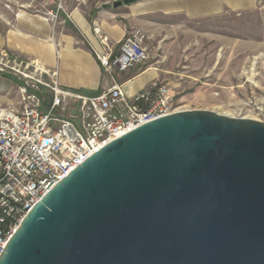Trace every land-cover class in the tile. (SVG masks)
Here are the masks:
<instances>
[{"label": "water", "instance_id": "1", "mask_svg": "<svg viewBox=\"0 0 264 264\" xmlns=\"http://www.w3.org/2000/svg\"><path fill=\"white\" fill-rule=\"evenodd\" d=\"M0 264H264V122L181 109L121 135L43 195Z\"/></svg>", "mask_w": 264, "mask_h": 264}, {"label": "built area", "instance_id": "2", "mask_svg": "<svg viewBox=\"0 0 264 264\" xmlns=\"http://www.w3.org/2000/svg\"><path fill=\"white\" fill-rule=\"evenodd\" d=\"M45 3L53 6L45 13L55 23L65 11V0ZM93 30L99 44L90 43V49L112 76L149 58L141 27L128 30L117 50L97 22ZM5 68L23 76L26 84L20 88L19 107L0 109V255L28 212L78 165L121 135L181 110L167 84L152 82L133 95L116 80L93 94L66 87L60 81L58 54L56 65L48 67L39 59L2 50L0 70ZM42 74L51 81L44 83ZM37 83L50 90L46 105L35 90ZM74 104L77 109L70 116L59 115Z\"/></svg>", "mask_w": 264, "mask_h": 264}, {"label": "rangeland", "instance_id": "3", "mask_svg": "<svg viewBox=\"0 0 264 264\" xmlns=\"http://www.w3.org/2000/svg\"><path fill=\"white\" fill-rule=\"evenodd\" d=\"M28 2L33 4L30 10L41 9L42 0H0V21L25 10ZM134 27L144 30L149 58L129 74L155 72L152 82L169 85L175 106L181 109L213 110L264 122V0H237L233 6L224 2L220 11L201 17L156 13ZM70 28L81 36L75 27ZM0 71V109L17 108L26 81L10 68ZM122 74L113 72L116 78ZM41 76L44 83L51 81L49 75ZM35 90L45 105L50 102L46 85L37 83ZM76 109L74 104L59 115L68 117Z\"/></svg>", "mask_w": 264, "mask_h": 264}, {"label": "crops", "instance_id": "4", "mask_svg": "<svg viewBox=\"0 0 264 264\" xmlns=\"http://www.w3.org/2000/svg\"><path fill=\"white\" fill-rule=\"evenodd\" d=\"M115 1L118 0H99L97 3L91 0H65V11L60 12L55 23L45 13L53 6H47L42 0L41 9L30 10L33 4L28 2L25 10L16 11L11 18L1 17L0 51L8 49L36 58L48 67L56 65L58 54L60 81L64 86L98 92L116 80L133 95L149 85L156 73L136 70L129 74L127 71L117 78L106 73L85 43L99 44L93 30L95 22L110 37L111 46L117 50L126 32L144 24L150 15L201 17L208 12L220 11L224 2L231 6L233 2L237 4V0H137L114 7ZM72 26L81 36L71 32Z\"/></svg>", "mask_w": 264, "mask_h": 264}]
</instances>
